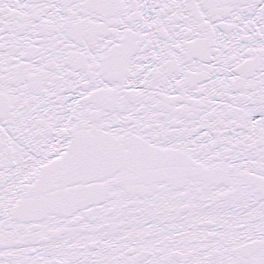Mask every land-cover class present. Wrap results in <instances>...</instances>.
<instances>
[{
  "label": "snow or ice",
  "instance_id": "obj_1",
  "mask_svg": "<svg viewBox=\"0 0 264 264\" xmlns=\"http://www.w3.org/2000/svg\"><path fill=\"white\" fill-rule=\"evenodd\" d=\"M0 264H264V0H0Z\"/></svg>",
  "mask_w": 264,
  "mask_h": 264
}]
</instances>
